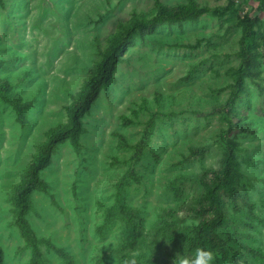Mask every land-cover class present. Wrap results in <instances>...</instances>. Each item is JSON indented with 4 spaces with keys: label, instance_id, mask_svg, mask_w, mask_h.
Returning a JSON list of instances; mask_svg holds the SVG:
<instances>
[{
    "label": "rangeland",
    "instance_id": "obj_1",
    "mask_svg": "<svg viewBox=\"0 0 264 264\" xmlns=\"http://www.w3.org/2000/svg\"><path fill=\"white\" fill-rule=\"evenodd\" d=\"M193 1L216 11L179 24L162 23L136 37L116 68V81L83 118L80 152L64 141L40 172L49 189L31 193L28 220L34 233L50 238L69 257L40 245L43 264H124L123 254L137 264H173L177 251L189 255L181 247L196 223L189 211L201 203V178L218 168L228 138L238 143L240 195L235 204L227 203V222L218 230L227 254L220 260L216 253V259L264 264V38L245 41L250 50L257 49L250 67L254 76L243 74L238 88L241 26L234 23L235 14L258 16V30L264 33V3ZM153 8L154 0H0V79L30 102L28 121L20 125L0 99L3 264H27L30 256L11 223L9 192L35 145L65 121L70 94L117 24L149 16ZM197 42L195 48L183 46ZM229 119L247 127L228 132ZM145 130L149 135L134 166L136 179H125L121 190L139 217L141 237L134 249L122 252L123 216L117 208L110 218L106 215ZM113 237L112 245L100 247Z\"/></svg>",
    "mask_w": 264,
    "mask_h": 264
},
{
    "label": "trees",
    "instance_id": "obj_2",
    "mask_svg": "<svg viewBox=\"0 0 264 264\" xmlns=\"http://www.w3.org/2000/svg\"><path fill=\"white\" fill-rule=\"evenodd\" d=\"M259 1L264 3V0ZM210 11H216V8L199 5L193 0L173 5L154 0L153 12L149 16L140 14L117 24L116 31L108 38L105 47L99 52L97 60L81 82L78 90L70 94V101L64 107L65 121L52 126L45 132L44 138L35 145L29 161L24 165L18 180L10 189L11 223L16 227L17 233L24 242V247L30 250L27 264H43V253L40 245H45L64 259L68 260L69 258L62 248L51 242L50 238L41 237L34 233L27 217L33 208L31 193L33 191L47 192L49 189L48 182L40 177V172L50 164L52 154L57 146L64 141H69L74 152H80L82 148L81 136L85 131L83 118L90 112L100 93L102 91L107 92L116 81V68L123 62L125 53L134 44L136 37H143L154 32L162 23L179 24L183 21L195 20ZM234 18V23L241 26L239 54L241 55L242 67H240L236 81V86L240 88L242 87L243 74L250 77L254 76V71L250 67L254 62V54L257 53L256 48L250 50L245 46V41L249 39L256 41V37L262 39L264 33L258 30L260 26L258 16L250 17L248 14L242 16L235 14ZM254 25L257 26L256 32L253 30ZM183 46L195 48L198 46V42ZM2 63L3 61L0 59V65ZM243 67L246 69L243 70ZM0 99L11 106L16 114L17 123L24 125L28 121L27 110L30 107V102L23 101L13 89L12 84L6 79H0ZM122 117L124 122H131L127 116ZM234 127L244 130V127L247 126L239 121L233 122L232 119H229L227 131H231ZM148 135V130H145L140 140L134 144V152L130 156L128 168L116 184L115 203L109 208L106 215L107 218H110L111 211L117 208L123 216L124 231L121 234L120 243L122 252L134 249L141 237L139 217L123 198L121 190L124 187L125 179H136L134 166L145 149ZM120 137L122 136L120 135ZM237 145L236 140L228 138L218 168L211 173L210 178H201L200 182L203 186L201 203L189 211L195 217L196 223L190 227L188 235L185 236L186 238L181 244V247L189 255L198 246L214 250L215 253L220 254V260L227 254V248L222 244L218 230L227 222L228 201L235 204L240 195L236 183L239 175L235 169ZM191 152L194 151L191 150ZM121 259L124 264H130L131 260L125 254L121 256ZM216 260L215 264H221L218 263V259ZM155 262L170 264L165 260H155ZM68 263L74 264L72 261ZM0 264H3L1 247ZM227 264L237 263L236 260H232Z\"/></svg>",
    "mask_w": 264,
    "mask_h": 264
},
{
    "label": "clouds",
    "instance_id": "obj_3",
    "mask_svg": "<svg viewBox=\"0 0 264 264\" xmlns=\"http://www.w3.org/2000/svg\"><path fill=\"white\" fill-rule=\"evenodd\" d=\"M115 238H109L101 243L100 247L112 245ZM153 251L151 252L152 256ZM138 255V254H137ZM173 264H215L216 253L214 250L206 247H196L190 255H184L181 251H177L173 256ZM130 264H137V260L133 258Z\"/></svg>",
    "mask_w": 264,
    "mask_h": 264
}]
</instances>
